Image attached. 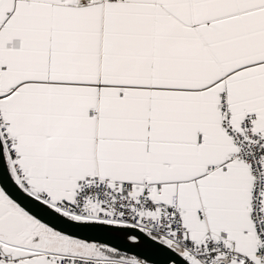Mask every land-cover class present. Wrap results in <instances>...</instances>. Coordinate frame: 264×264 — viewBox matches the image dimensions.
I'll return each instance as SVG.
<instances>
[{
  "label": "snow or ice",
  "instance_id": "6c2138e0",
  "mask_svg": "<svg viewBox=\"0 0 264 264\" xmlns=\"http://www.w3.org/2000/svg\"><path fill=\"white\" fill-rule=\"evenodd\" d=\"M0 264H264V0H0Z\"/></svg>",
  "mask_w": 264,
  "mask_h": 264
}]
</instances>
